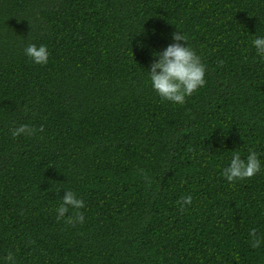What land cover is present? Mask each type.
<instances>
[{"label": "trees", "instance_id": "obj_1", "mask_svg": "<svg viewBox=\"0 0 264 264\" xmlns=\"http://www.w3.org/2000/svg\"><path fill=\"white\" fill-rule=\"evenodd\" d=\"M177 29L206 66L184 104L149 75ZM257 37L264 0H0V264H264ZM250 151L260 172L228 182ZM67 190L82 224L57 220Z\"/></svg>", "mask_w": 264, "mask_h": 264}, {"label": "clouds", "instance_id": "obj_2", "mask_svg": "<svg viewBox=\"0 0 264 264\" xmlns=\"http://www.w3.org/2000/svg\"><path fill=\"white\" fill-rule=\"evenodd\" d=\"M173 39L175 43L154 54L158 59L152 62L149 75L152 88L163 100L184 104L187 97L192 96L206 84V66L201 57L188 46L186 35L177 29L173 34ZM253 46L257 55L264 57V37L255 38ZM25 53L35 64L46 65L48 63L49 52L45 45L30 44L26 47ZM37 131L43 132V126L35 129L29 125H21L12 129V135L14 137H19L22 134L34 136ZM260 170L261 163L258 154L255 151H250L246 158L235 153L229 166L223 169L222 175L231 183L237 180L250 179ZM62 200L63 203L56 209L57 220L64 218L71 208L76 211L74 215L67 217V223L72 225L84 223V214L79 211L85 207L83 199L77 198L72 190H67ZM192 200L193 197L190 194L182 196L177 201L180 205V211H186L185 205H191ZM250 236L252 237L251 247L259 248L262 241L255 229L250 232ZM5 260L7 264H16L15 255L11 252L8 253Z\"/></svg>", "mask_w": 264, "mask_h": 264}]
</instances>
